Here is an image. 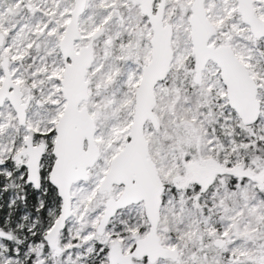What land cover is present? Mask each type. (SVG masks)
<instances>
[{
    "label": "snow or ice",
    "instance_id": "6c2138e0",
    "mask_svg": "<svg viewBox=\"0 0 264 264\" xmlns=\"http://www.w3.org/2000/svg\"><path fill=\"white\" fill-rule=\"evenodd\" d=\"M0 264H264V0H0Z\"/></svg>",
    "mask_w": 264,
    "mask_h": 264
}]
</instances>
